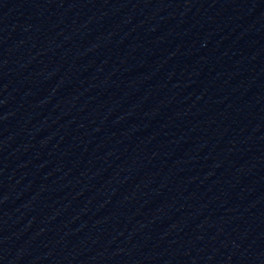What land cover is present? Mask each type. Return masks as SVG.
Returning <instances> with one entry per match:
<instances>
[{
    "label": "water",
    "instance_id": "water-1",
    "mask_svg": "<svg viewBox=\"0 0 264 264\" xmlns=\"http://www.w3.org/2000/svg\"><path fill=\"white\" fill-rule=\"evenodd\" d=\"M0 264H264V0H0Z\"/></svg>",
    "mask_w": 264,
    "mask_h": 264
}]
</instances>
